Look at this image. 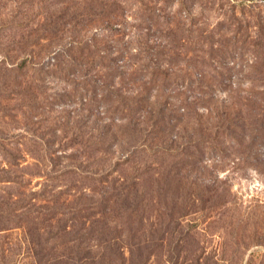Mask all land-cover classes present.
<instances>
[{"label": "rangeland", "instance_id": "374dc122", "mask_svg": "<svg viewBox=\"0 0 264 264\" xmlns=\"http://www.w3.org/2000/svg\"><path fill=\"white\" fill-rule=\"evenodd\" d=\"M45 239L264 264V0H0V264Z\"/></svg>", "mask_w": 264, "mask_h": 264}, {"label": "trees", "instance_id": "16d2710c", "mask_svg": "<svg viewBox=\"0 0 264 264\" xmlns=\"http://www.w3.org/2000/svg\"><path fill=\"white\" fill-rule=\"evenodd\" d=\"M82 98H84V100H87V98L86 97H81V99ZM83 100V99H82ZM16 203H18V202H16ZM15 203V204H16ZM28 205H30V206H32V203H29ZM28 205H24V206H20L19 208H17L16 210H18V212L16 213V215H14V219L15 220H18V221H24V214L27 212V211H29V209H30V206H28ZM29 231H30V229H29ZM60 232H61V230H58L54 235H52L50 238H57L59 235H60ZM41 239V236H38V237H36V238H34V237H32V235H30V242L32 243V242H36V241H41L40 240ZM46 241L43 243V246H42V248L38 251V250H35V251H33L34 252V256L35 257H37V262L39 263V264H43V259H42V252H43V250L44 249H46V248H51V249H54V248H56V246H57V242H54V244H51V246H49L48 244L51 242V241H49V239H45ZM34 244V243H33ZM38 244V243H37ZM39 245V244H38Z\"/></svg>", "mask_w": 264, "mask_h": 264}]
</instances>
